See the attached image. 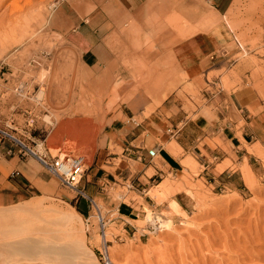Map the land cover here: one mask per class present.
Here are the masks:
<instances>
[{
  "label": "rangeland",
  "instance_id": "rangeland-1",
  "mask_svg": "<svg viewBox=\"0 0 264 264\" xmlns=\"http://www.w3.org/2000/svg\"><path fill=\"white\" fill-rule=\"evenodd\" d=\"M64 1L72 2L77 8L81 6L79 0H0V124L9 121L8 124L11 125L12 119L23 124L27 120L32 122L30 127H24L29 132L19 129L18 133L29 141L34 140L39 145L37 149L40 152L49 149L54 156L63 151L83 155L86 174L81 187L86 189L85 179L97 154L104 147L102 140L109 121L107 117L112 114L113 120H126L121 111L127 99H134L127 96L133 93V89L134 94L141 92V89L146 91L149 104L142 116L149 117L159 106L153 109L152 114L147 113L150 102L155 104L147 92L159 99L161 93L169 95L172 90L178 102L185 106L187 101L190 104L192 101L193 109L196 110V106L203 105L201 94L204 89L212 92L215 86L217 90H234L243 84L241 78L245 73L251 74L254 80L264 79V0H236L226 17L217 16L211 5L210 20L214 21L215 27L206 31L193 26L191 22L187 23L180 18L171 21L166 16L161 23L167 28H157V32L151 34L158 38L170 35L174 42L186 40L199 32L217 36L218 31L223 30L221 27L226 26L231 43L225 52L230 60L221 71L209 74L210 86L205 83L204 77L200 81L188 83V75L178 66H172L169 58L161 64L154 63L157 60L151 59L149 52L154 49L155 42L153 39L145 40L147 35L143 32H137L139 40L132 42L130 48L119 39L116 40L125 57L122 64L111 67L114 80L96 81L92 77L85 78L78 55L76 52L74 55L70 54L73 50L68 47L64 35L57 33L54 26L57 8ZM41 11L42 16H38ZM43 16L51 20L50 25H41V20L38 19H43ZM27 20L34 27L30 28ZM187 25L190 28H186ZM219 53L222 54L221 51ZM158 71V77L148 74ZM146 75L151 80H141L137 85L132 82L133 76L145 78ZM171 78L176 79V87ZM122 80L126 84L121 87L118 98H115V84ZM217 81H221V85L212 84ZM136 88L139 89L135 90ZM42 89L45 93H42L40 99ZM29 133H32L33 138ZM108 147L114 152L112 146ZM147 147L151 148L152 145ZM166 148L172 153L178 151L172 150L171 145ZM247 148L255 156L251 166L247 160L241 165H232L227 161L217 166L216 174L231 166L240 172L242 178H232L230 181L234 183L233 186L223 191L205 180H199L204 168L191 158L182 162L185 168L183 175H169L156 159V166L167 177H154L156 182L151 184L149 192L142 194L143 199L131 192L132 180L126 182L122 177L104 185L100 194L87 190L102 207L107 245L98 221L91 218L88 222V215L84 217L80 213V210H88V202L83 199L79 206L82 199L77 201L75 192L63 187L41 165L40 170L49 183L35 182L41 190L35 195L37 197L26 203L24 200L17 201L13 204L15 206L1 205L0 209H16L36 204L40 208V216H43L51 210L65 211L73 207L83 218L86 250L94 253L101 264H110L109 257L115 264H264V144ZM3 153L5 151L0 147V168L2 175L6 177L8 173L2 162L10 156L6 158ZM122 153L120 150L121 159L117 161L118 164L124 159ZM218 161L212 160L211 163L213 165ZM105 169L109 171V168ZM155 174L150 169L147 176ZM143 180L145 181L144 178ZM146 183L149 184L148 181ZM160 184L162 186L158 187ZM164 185L172 192L167 197L165 193L168 191L165 192L166 188H162ZM178 194L186 198L187 206L181 205L187 215L176 214L170 204ZM147 201L155 204L156 208L149 206ZM123 203L130 204L141 213L139 220L132 222L133 229L127 227L130 234L126 231L125 224L116 222V210ZM111 205H116L117 208L113 210ZM151 215L171 219V229H160L150 222ZM21 217L22 220L25 219ZM19 236L24 237L18 231L0 228V248L7 245L3 247L5 250L0 249L1 252L11 256V249L19 248L16 246L17 242L27 239L25 236L26 239L21 240ZM66 237H71V233ZM11 239L19 240L15 242L10 241ZM11 244L15 246L9 247ZM24 244L27 245L26 242ZM34 244L33 242L31 245ZM68 254L66 258H60L61 261L66 259L64 262L58 263L59 257L54 256L48 264H74L72 253Z\"/></svg>",
  "mask_w": 264,
  "mask_h": 264
},
{
  "label": "crops",
  "instance_id": "crops-1",
  "mask_svg": "<svg viewBox=\"0 0 264 264\" xmlns=\"http://www.w3.org/2000/svg\"><path fill=\"white\" fill-rule=\"evenodd\" d=\"M79 1L80 8L70 1L59 4L54 26L57 33L64 35L68 47L73 50L69 53L74 55L76 52L78 55L85 78L92 77L91 79L96 81L114 80L111 67L122 64V59L125 57L123 49L120 50L116 40L119 39L130 48L132 42L139 40L137 32L146 34L145 40L153 39L155 42L154 49L149 52L150 58L157 60L154 63L161 64L163 60L169 58L172 66H178L188 75V83L200 81L204 77L205 83L210 86L209 74L221 71L230 60L225 52L226 47L231 43L226 26L221 27L223 30H219L217 36L199 32L186 40L174 42L170 35L158 38L151 34L156 33L157 28H167L161 23L166 16H168L166 19L169 18L171 21L180 18L187 23L191 22L193 26L204 28L205 31L212 29L215 23L210 20L212 17L209 14L210 6H213L217 16L226 17L236 0ZM50 23L51 20L49 25ZM188 25L186 28H190ZM220 51L222 54L219 53ZM148 74L160 76L159 71ZM147 76L145 78L133 76L131 80L137 85L141 80L143 82L151 80ZM241 79L243 84L231 91L224 88L217 90L215 86L212 92L204 89L201 94L203 105L196 106V110L193 109L192 101V106L188 101L185 106L178 102L172 90L169 95L166 92L162 93V99H155V96L147 92L155 101V104L150 102L147 113L152 114L153 109L159 106L155 113L148 115L149 117L142 116L149 104L146 91L141 89V92L134 94L133 89V93L127 95L130 98L134 97L133 101L127 99L121 111L126 120H113L112 114L107 117L109 121L102 140L104 147L97 154L92 169L85 179L88 192L100 194V189L104 190V185L115 181L117 177H122L126 182L132 180L131 192L143 199L142 194L149 192L151 184L156 182L154 177L157 175L167 177L156 166V159L169 175H183L185 168L182 162L191 158L204 168L199 180H205L222 191L233 186L234 183L230 180L236 176L242 179L240 172L227 166L220 174H216L217 166L227 161L232 165H241L245 160L251 166L255 156L247 147L264 144V79L254 80L248 73L243 74ZM171 80L176 87V79L171 78ZM122 82L126 84L125 81ZM212 84L221 85V81ZM116 89L119 91L116 90L115 98H118L121 88L116 87ZM27 112L31 115L28 109ZM139 118L142 120L140 121ZM8 123L9 121H5L0 127H5L9 125ZM31 123L25 120L21 124L18 120H14V124L9 126L28 133L29 131L24 127H30ZM29 135L33 138L32 133ZM149 144L152 145L151 148L147 147ZM160 144L163 145L162 148ZM169 145L172 146V150L177 149V153L169 151L166 148ZM108 146H112L114 152H111ZM0 147L5 151L3 153L5 157H9L6 146L0 144ZM155 147L160 149L159 156L152 161L148 152ZM120 150L124 154V159L118 164L117 161L121 159ZM212 160L219 161L212 165ZM2 164L8 175L11 174L9 177L8 175L4 177L0 168V207L36 198L35 195L41 190L35 182L49 183L40 170V164L33 158L21 159L10 156ZM106 167L109 171L105 169ZM150 169L156 174L148 177L147 173ZM17 173L19 176H12ZM175 198L180 205L187 206L184 196L178 194ZM80 201L79 206L83 199ZM147 204L155 207L152 202L147 201ZM111 208L115 210L117 207L111 205ZM182 208L185 211L184 207ZM116 212L118 213L116 222L125 224L128 233L127 227L133 229L132 222L138 221L141 216L140 212L126 203L121 204ZM80 213L87 217L89 210H80Z\"/></svg>",
  "mask_w": 264,
  "mask_h": 264
},
{
  "label": "bare ground",
  "instance_id": "bare-ground-1",
  "mask_svg": "<svg viewBox=\"0 0 264 264\" xmlns=\"http://www.w3.org/2000/svg\"><path fill=\"white\" fill-rule=\"evenodd\" d=\"M42 14H43V11H41L40 14H38V16H42ZM40 20H41L40 23L42 26L43 24H49V18L45 19L43 16V19H38V21ZM28 23H29L28 26L30 28L34 27L30 21H28ZM26 30L27 29H25V32H27ZM28 33L30 32L28 31ZM26 34H24L23 36L25 37ZM124 85L125 83L121 81V82H117V84H115V87L120 89ZM42 93H45L44 89L41 90L40 99L42 98V95H43ZM10 123L11 125H13L14 120H11ZM3 128H11V127L9 125H6ZM29 144H31V142H29ZM33 146L36 148L38 152H40L37 149L38 147L36 143H34ZM43 169L46 172H48L44 167ZM162 184H160V186L158 187H161ZM165 186L167 185H164L162 188H164ZM165 188H166L165 192L168 191L167 194L165 193L167 197L168 195H171L172 192H171V189H167V187ZM72 191L75 192V190H72ZM170 204L172 205L173 210L176 214L187 215V212L183 210L181 205L176 200H172ZM11 209L10 207L0 209V228L1 229L10 228L13 231H16V232L18 231L20 235L22 234L24 235V237L26 236L27 239L23 237L24 240L26 239V241L23 242L22 240L23 238L19 236L22 241H18L19 239H15L18 242L15 241L14 239L10 240V241L14 240L18 244L16 246H19V248L15 247L11 249V252H12V253L10 252L11 256L6 255L5 253L1 252L2 249L5 250L3 247H7V245L0 248L1 249L0 250V264H48L51 261L50 259L54 258V256L59 257L60 262L58 261L56 262L61 263V262H64L66 259L64 261L63 260L61 261L60 258H66V255L68 253L69 254L72 253V256H73L72 262L74 264H101L97 256L94 253L87 252L86 250V246H85L86 241H84V237H85L84 231L85 230H84L83 218L76 212V210L73 207H69V209L65 211L57 210V209L53 211L51 210L50 213L48 212L43 216H40V212L38 210L40 208L36 204L35 205L27 204L25 206L24 205L20 206L16 209H12V210ZM71 213L72 215H70ZM21 216H23V218L25 217V219L22 220ZM150 217H151L149 218L150 222H153L155 225H158L160 229H169V228L171 229L173 225V222L171 221V219L165 220L164 216L153 217L151 215ZM23 233H25L26 235ZM69 233H71V237L67 238L66 236ZM104 235H105V241H106L105 232H104ZM25 242L27 243V245L24 244ZM33 242L35 244L32 246L31 244ZM12 245L13 244H11V246L9 247H12ZM48 257H51V258H48ZM69 260L71 261V259ZM108 261L110 264H115L114 260H112L110 257L108 258Z\"/></svg>",
  "mask_w": 264,
  "mask_h": 264
},
{
  "label": "built area",
  "instance_id": "built-area-1",
  "mask_svg": "<svg viewBox=\"0 0 264 264\" xmlns=\"http://www.w3.org/2000/svg\"><path fill=\"white\" fill-rule=\"evenodd\" d=\"M238 45L240 46L239 43ZM240 48L242 47L240 46ZM29 142V139L21 136L16 129L0 127V144L6 146L7 154L21 159L35 158L48 173L62 183L63 187L75 190L77 201L81 198L88 202L89 215L87 221L89 222L91 218H95L100 225L101 235L104 237L106 226L104 225L105 218L102 207L99 206L96 198L87 192L85 187H81V182L86 174V170L84 169L86 164L85 157L64 151L55 156L52 155L50 150L38 152ZM159 151L160 149L155 147L148 152L152 161L159 156ZM12 176H19V173ZM105 244L107 245L108 241H105Z\"/></svg>",
  "mask_w": 264,
  "mask_h": 264
}]
</instances>
